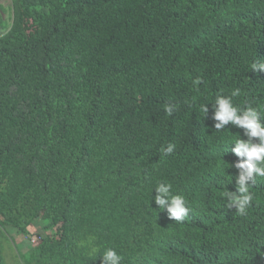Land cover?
<instances>
[{
    "label": "trees",
    "instance_id": "1",
    "mask_svg": "<svg viewBox=\"0 0 264 264\" xmlns=\"http://www.w3.org/2000/svg\"><path fill=\"white\" fill-rule=\"evenodd\" d=\"M258 59L264 0H0V264L10 230L34 241L13 264L109 247L121 264H264V180L246 216L223 208L239 159L223 145L247 137L211 119L236 88L264 108ZM161 181L184 222L155 204Z\"/></svg>",
    "mask_w": 264,
    "mask_h": 264
},
{
    "label": "clouds",
    "instance_id": "2",
    "mask_svg": "<svg viewBox=\"0 0 264 264\" xmlns=\"http://www.w3.org/2000/svg\"><path fill=\"white\" fill-rule=\"evenodd\" d=\"M251 70L264 72V61L256 60L251 64ZM202 83L200 78L193 80V85L199 86ZM241 95V89L236 88L230 95L217 94L212 102V116L214 128L217 132L224 131L225 127L231 125L243 129V135L233 138L225 143L222 149L228 151L231 148L239 159L231 167L237 170L233 177L235 181L234 191H224L222 193L223 208L227 212L235 209V214L246 216L252 207L255 199L252 188L255 187L258 179L264 180V108L247 104L243 107L235 104L233 98ZM204 117L209 114L208 103L200 107ZM165 112L171 116L174 112L173 105H166ZM175 150V145L169 143L167 147L161 148V153L165 156L171 155ZM224 161V159H222ZM231 180V182L233 181ZM172 184L169 182H158L154 187L156 195L155 204L163 212L167 213V218L174 222H184L189 216L190 209L182 195L172 192ZM153 190V189H152ZM34 242V241H33ZM102 264H121L123 257L114 248H107L102 253Z\"/></svg>",
    "mask_w": 264,
    "mask_h": 264
},
{
    "label": "rangeland",
    "instance_id": "3",
    "mask_svg": "<svg viewBox=\"0 0 264 264\" xmlns=\"http://www.w3.org/2000/svg\"><path fill=\"white\" fill-rule=\"evenodd\" d=\"M11 0H1L3 5L7 7ZM8 12H2V17L7 18ZM34 246L33 241H29L23 237V235L18 234L15 230H10L9 240L5 242V257L7 264H13V259L17 255H23L26 253L30 247Z\"/></svg>",
    "mask_w": 264,
    "mask_h": 264
}]
</instances>
